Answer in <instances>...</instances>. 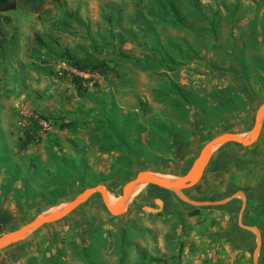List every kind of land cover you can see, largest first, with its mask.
Wrapping results in <instances>:
<instances>
[{
    "label": "rangeland",
    "instance_id": "rangeland-1",
    "mask_svg": "<svg viewBox=\"0 0 264 264\" xmlns=\"http://www.w3.org/2000/svg\"><path fill=\"white\" fill-rule=\"evenodd\" d=\"M50 1L43 10L40 3L23 4L0 20L4 234L74 200L92 184L119 197L122 180L134 171L187 169L209 140L253 127L264 103V0H197L196 10L180 0L177 27L163 19L158 0ZM165 54L177 63L173 71L160 68ZM72 57L106 61L108 76H85L91 81L79 93L67 62ZM179 90L186 103L179 101ZM39 117L50 121H41L43 142L19 152L22 129ZM72 119L86 125L76 135L56 128ZM98 119L110 122V132L99 128ZM174 137L191 145L179 149ZM211 162L188 196L219 202L244 193L243 224L260 230L259 264H264V127L253 147L224 146ZM69 169L90 185L78 182L72 192L63 180ZM4 172H13L14 180L6 195ZM33 174L31 186L39 195L24 192L21 177ZM64 187L56 204L41 207L45 189ZM156 200L163 202L161 212H145L158 210ZM241 208L237 199L190 215L194 209L173 193L149 187L114 218L94 196L65 220L6 249L0 264H254L256 237L240 231Z\"/></svg>",
    "mask_w": 264,
    "mask_h": 264
},
{
    "label": "water",
    "instance_id": "water-1",
    "mask_svg": "<svg viewBox=\"0 0 264 264\" xmlns=\"http://www.w3.org/2000/svg\"><path fill=\"white\" fill-rule=\"evenodd\" d=\"M263 127L264 103L258 109L254 125L248 132L244 134L223 133L209 140L193 162L188 172L183 176L173 177L176 181H173L171 179L172 176L170 175L153 171H142L125 184L119 197H112L107 188L103 185L89 188L79 194L74 200L63 205L59 211L54 213H43L22 227L2 235L0 237V254L8 248L22 243L28 237L39 232L43 228L65 220L86 205L94 196H99L101 198L103 206L110 216L119 218L127 212L130 204L135 199L134 195L137 191L149 187H155L173 193L180 201L195 209L226 206L237 199H241L242 208L239 214L238 225L242 230L250 232L256 237L253 262L254 264H259V256L262 251V236L257 227L246 226L243 224V217L247 207L246 196L244 193H237L232 197L219 202H201L190 198L186 192L196 187L201 182L214 154L220 148L227 145L251 148L260 140ZM155 204L158 206V210L145 208V212L155 214L160 213L163 208V202L161 200H156Z\"/></svg>",
    "mask_w": 264,
    "mask_h": 264
},
{
    "label": "trees",
    "instance_id": "trees-1",
    "mask_svg": "<svg viewBox=\"0 0 264 264\" xmlns=\"http://www.w3.org/2000/svg\"><path fill=\"white\" fill-rule=\"evenodd\" d=\"M179 1L180 0H158V3L161 4V10H162L163 16H164L163 19H167L169 17L171 20V23L173 25L172 27H177V26H180L182 24L181 21L179 20V10L176 9V6L179 3ZM49 2H51V1L50 0H0V20H1V15L3 13L15 11V10L21 8L23 4L40 3L41 6L43 5L41 8L43 10L44 7ZM187 2L190 3V7H193L195 10L197 9V0H187ZM4 42H5L4 38L0 34V48H3ZM160 58H161V60L159 62L160 68H162L164 70H169V71L174 70L173 66L177 63L175 62V60L173 58H171V56H169L168 54H165L164 56H162ZM67 62H68L69 67L75 72V74H73L72 77H73V82L79 87L78 88L79 93H80V90H82V88H83V83L91 81V80L84 78L85 76H90L91 79H94V78L105 79L108 76V71L110 70V67L108 66V63L106 61L98 60V59H91V58L77 59V58L72 57V59L67 61ZM146 62H149V59L145 60V63ZM155 66L158 67L156 62H155ZM242 86H243V89H244V92L246 93V95L247 94L249 95V87H247L245 85H242ZM177 97H178L179 101H181L182 103H186L187 98L185 97V95L180 90H179ZM198 117H200V116H198ZM43 120L48 121L46 118H43V117H39L38 119L31 118L30 120H28L27 126H25L22 129L21 136L18 139V150H19V152H26L30 147L43 142L44 139H43V136L41 135V133L44 130V126L41 124V121H43ZM98 120L100 121L97 123L99 128L102 131L110 132V129H111L110 122L106 119H98ZM199 120L200 119L196 120V129H198L200 132ZM48 122L50 123V121H48ZM81 124L83 126H86L85 123H82V122L80 123L76 119H72L68 123L61 122V123L57 124L56 128H58L59 130H61L63 132L67 131V132L72 133V135H76L78 133V131H80L82 129ZM223 133H232V132L225 131ZM234 134H236V133H234ZM46 142L50 146L58 147V142H56L55 140H53L50 137L47 138ZM173 142H174V146L179 147V149L180 148H189V145H191L189 142H186L185 140L182 141L181 138H179V137H174ZM227 146H232V145H227ZM54 161H56V158L54 159ZM4 164H5V162H4ZM31 164H33V162H31ZM189 168L190 167H188L187 169L189 170ZM36 169H39L38 164H36ZM145 169L146 168L143 167V170H145ZM187 169L186 168L184 170L182 169V171H180V172H172V173L170 172V173H163V174H166V175L170 174L173 176H183L188 172ZM51 170H52V173L56 176V180L59 181V168L56 167V164L54 162H52V169ZM150 170H154V169H150ZM155 170L153 172L161 173V170H159V169L158 170L155 169ZM20 171L21 170H19V172ZM140 171L141 170H137L136 172L134 171V173L132 175L124 178L122 180V183L123 184L128 183L138 173H140ZM76 174H77V172L74 171V169H72V170L69 169V171L65 173V176L63 178L64 182L67 185L72 187V192H74L76 190L78 182L81 184L82 187L90 185V183L88 184L84 181L77 180ZM0 175H1V173H0ZM4 178L5 179L3 180L4 181L3 183H5L4 185H5V189H6V191L4 192V195H6V193H8L9 190L12 188V184L14 182L13 172H7V173L4 172ZM21 178L23 179L25 187H26L24 189L25 194H28L30 192H38L36 189H34L31 186V184L34 182V174H33L32 178H27L26 176H23ZM98 185H99V183H95V184L90 185L89 188H93V187H96ZM197 188H195V189H197ZM194 190H189L186 192V194L188 195L189 193H191ZM58 192L61 193L62 196H64L67 192V188L64 187V188L60 189L59 191L53 190V188L45 189L44 192L41 193V196H42L43 202L45 203V206H41V207L44 208V207H49V206H53L54 204H56L54 199H56L58 197V195H59ZM38 195H39V192H38ZM234 204H237V202H235ZM21 209L23 211V208H21ZM193 209L195 212L191 213L190 215H195L198 211V209H195V208H193ZM0 212H1V209H0ZM1 227L2 226L0 225V235H3L4 229H2ZM240 231L243 232L244 234L247 233V235H253L252 233L246 232L242 229H240Z\"/></svg>",
    "mask_w": 264,
    "mask_h": 264
},
{
    "label": "bare ground",
    "instance_id": "bare-ground-1",
    "mask_svg": "<svg viewBox=\"0 0 264 264\" xmlns=\"http://www.w3.org/2000/svg\"><path fill=\"white\" fill-rule=\"evenodd\" d=\"M171 179H172L173 181H176V179L173 178V177H171ZM140 191H141V190L137 191V192L135 193L134 196L136 197V196L139 194ZM62 207H63V206H61V207H59V208H57V209H53L50 213L57 212V211H59Z\"/></svg>",
    "mask_w": 264,
    "mask_h": 264
},
{
    "label": "crops",
    "instance_id": "crops-1",
    "mask_svg": "<svg viewBox=\"0 0 264 264\" xmlns=\"http://www.w3.org/2000/svg\"><path fill=\"white\" fill-rule=\"evenodd\" d=\"M234 202V201H233Z\"/></svg>",
    "mask_w": 264,
    "mask_h": 264
}]
</instances>
